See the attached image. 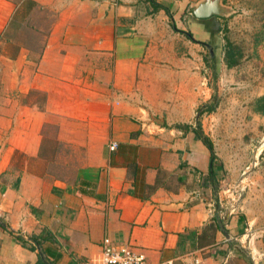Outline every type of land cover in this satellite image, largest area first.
Returning a JSON list of instances; mask_svg holds the SVG:
<instances>
[{
	"label": "crops",
	"instance_id": "1",
	"mask_svg": "<svg viewBox=\"0 0 264 264\" xmlns=\"http://www.w3.org/2000/svg\"><path fill=\"white\" fill-rule=\"evenodd\" d=\"M202 1L0 0V264H83L104 238L145 264H232L246 235L219 231L191 132L221 36Z\"/></svg>",
	"mask_w": 264,
	"mask_h": 264
},
{
	"label": "rangeland",
	"instance_id": "2",
	"mask_svg": "<svg viewBox=\"0 0 264 264\" xmlns=\"http://www.w3.org/2000/svg\"><path fill=\"white\" fill-rule=\"evenodd\" d=\"M218 2L220 39L200 52L209 96L203 105L216 103L199 117L215 155V198H208L216 201L223 224L237 218L241 228L234 236L246 235L241 243L231 242L232 264H264V117L251 110L264 96V0ZM188 25L195 32L192 22ZM226 40L240 53L231 68L223 61Z\"/></svg>",
	"mask_w": 264,
	"mask_h": 264
},
{
	"label": "trees",
	"instance_id": "3",
	"mask_svg": "<svg viewBox=\"0 0 264 264\" xmlns=\"http://www.w3.org/2000/svg\"><path fill=\"white\" fill-rule=\"evenodd\" d=\"M150 2H153V0H150ZM186 37L188 39L191 38V35L189 33H185ZM240 57L239 51L227 40L224 45V52H223V61L226 66V68H231L234 66L238 58ZM216 106V103H211L208 106L203 105L199 107L196 110V120L194 123V127L191 129L194 137L202 142V144L205 146V148L208 151L209 154V179L213 182L214 181V172H213V162L215 160V155L213 153V148L210 140L204 136L200 130V123H199V117L204 113H210L214 110ZM251 110L254 114H257L261 117H264V96L257 97L251 106ZM187 127H184L186 130ZM211 228V225L209 226ZM216 230V226H215Z\"/></svg>",
	"mask_w": 264,
	"mask_h": 264
},
{
	"label": "built area",
	"instance_id": "4",
	"mask_svg": "<svg viewBox=\"0 0 264 264\" xmlns=\"http://www.w3.org/2000/svg\"><path fill=\"white\" fill-rule=\"evenodd\" d=\"M114 147L115 145L111 144L109 150ZM99 248L98 257L83 264H145L142 255L133 253L126 246H112L107 238L102 239Z\"/></svg>",
	"mask_w": 264,
	"mask_h": 264
},
{
	"label": "water",
	"instance_id": "5",
	"mask_svg": "<svg viewBox=\"0 0 264 264\" xmlns=\"http://www.w3.org/2000/svg\"><path fill=\"white\" fill-rule=\"evenodd\" d=\"M219 0H204L192 9V15L196 19H205L211 16H219L221 14V7L219 6ZM215 221L219 231L222 233L226 240L229 237L226 235L223 229V222L220 221L217 215H215Z\"/></svg>",
	"mask_w": 264,
	"mask_h": 264
}]
</instances>
